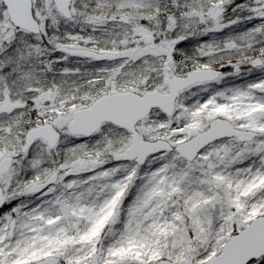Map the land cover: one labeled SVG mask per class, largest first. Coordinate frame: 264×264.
<instances>
[{
  "label": "snow or ice",
  "instance_id": "snow-or-ice-1",
  "mask_svg": "<svg viewBox=\"0 0 264 264\" xmlns=\"http://www.w3.org/2000/svg\"><path fill=\"white\" fill-rule=\"evenodd\" d=\"M0 264H264V0H0Z\"/></svg>",
  "mask_w": 264,
  "mask_h": 264
}]
</instances>
